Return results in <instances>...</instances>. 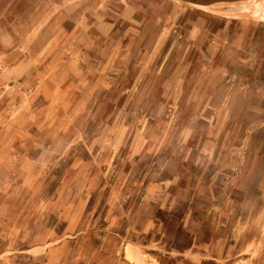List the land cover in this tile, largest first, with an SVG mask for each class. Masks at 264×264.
<instances>
[{"label":"rangeland","instance_id":"1","mask_svg":"<svg viewBox=\"0 0 264 264\" xmlns=\"http://www.w3.org/2000/svg\"><path fill=\"white\" fill-rule=\"evenodd\" d=\"M0 264H264V0H0Z\"/></svg>","mask_w":264,"mask_h":264},{"label":"crops","instance_id":"2","mask_svg":"<svg viewBox=\"0 0 264 264\" xmlns=\"http://www.w3.org/2000/svg\"><path fill=\"white\" fill-rule=\"evenodd\" d=\"M103 35V34H102ZM44 36V35H43ZM89 36V34H88ZM94 43H96V41L94 40ZM34 59L32 57V63L31 64H26L24 65V69L27 71L29 70L31 67H34V66H38V67H46V68H50V65L49 64H46L47 63V59L49 58V56L53 55V52H50L49 49H44V45L40 46V47H35V50H34ZM73 55V54H71ZM36 58V60H35ZM73 58V57H71ZM47 60V61H46ZM33 61H39L40 65L39 64H33L34 62Z\"/></svg>","mask_w":264,"mask_h":264},{"label":"water","instance_id":"3","mask_svg":"<svg viewBox=\"0 0 264 264\" xmlns=\"http://www.w3.org/2000/svg\"><path fill=\"white\" fill-rule=\"evenodd\" d=\"M191 3L199 4V5H212L216 3H222V2H237V1H244V0H184Z\"/></svg>","mask_w":264,"mask_h":264}]
</instances>
